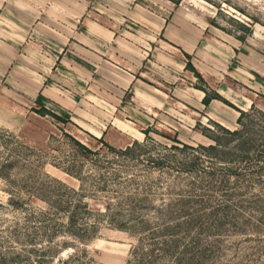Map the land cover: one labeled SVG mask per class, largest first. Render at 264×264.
<instances>
[{
	"label": "rangeland",
	"instance_id": "374dc122",
	"mask_svg": "<svg viewBox=\"0 0 264 264\" xmlns=\"http://www.w3.org/2000/svg\"><path fill=\"white\" fill-rule=\"evenodd\" d=\"M0 264H264V0H0Z\"/></svg>",
	"mask_w": 264,
	"mask_h": 264
},
{
	"label": "trees",
	"instance_id": "16d2710c",
	"mask_svg": "<svg viewBox=\"0 0 264 264\" xmlns=\"http://www.w3.org/2000/svg\"><path fill=\"white\" fill-rule=\"evenodd\" d=\"M210 100H211V97H208V96H207V93H205V95H204V97H203V99H202V102H203L205 105H207V104H209Z\"/></svg>",
	"mask_w": 264,
	"mask_h": 264
},
{
	"label": "crops",
	"instance_id": "0c3cea01",
	"mask_svg": "<svg viewBox=\"0 0 264 264\" xmlns=\"http://www.w3.org/2000/svg\"><path fill=\"white\" fill-rule=\"evenodd\" d=\"M210 101L212 102V101H214V99H211Z\"/></svg>",
	"mask_w": 264,
	"mask_h": 264
},
{
	"label": "bare ground",
	"instance_id": "6f19581e",
	"mask_svg": "<svg viewBox=\"0 0 264 264\" xmlns=\"http://www.w3.org/2000/svg\"><path fill=\"white\" fill-rule=\"evenodd\" d=\"M61 11V10H60ZM95 30V29H94Z\"/></svg>",
	"mask_w": 264,
	"mask_h": 264
}]
</instances>
